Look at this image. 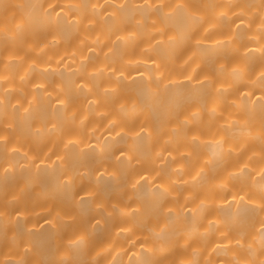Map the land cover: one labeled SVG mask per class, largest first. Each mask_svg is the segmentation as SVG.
<instances>
[{"label":"bare ground","instance_id":"bare-ground-1","mask_svg":"<svg viewBox=\"0 0 264 264\" xmlns=\"http://www.w3.org/2000/svg\"><path fill=\"white\" fill-rule=\"evenodd\" d=\"M264 264V0H0V264Z\"/></svg>","mask_w":264,"mask_h":264},{"label":"snow or ice","instance_id":"snow-or-ice-1","mask_svg":"<svg viewBox=\"0 0 264 264\" xmlns=\"http://www.w3.org/2000/svg\"><path fill=\"white\" fill-rule=\"evenodd\" d=\"M161 264H163V262H161Z\"/></svg>","mask_w":264,"mask_h":264}]
</instances>
